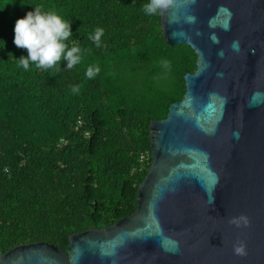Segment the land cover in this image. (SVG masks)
<instances>
[{
  "label": "trees",
  "instance_id": "trees-1",
  "mask_svg": "<svg viewBox=\"0 0 264 264\" xmlns=\"http://www.w3.org/2000/svg\"><path fill=\"white\" fill-rule=\"evenodd\" d=\"M147 2L0 0V255L35 241L68 250L71 234L136 211L152 163L150 122L183 97L197 58L166 42L161 16L142 11ZM37 5L72 23L70 46L90 49L72 69L18 66L27 51L13 43L15 22ZM96 28L100 48L88 39ZM89 66L100 68L94 79Z\"/></svg>",
  "mask_w": 264,
  "mask_h": 264
},
{
  "label": "water",
  "instance_id": "water-1",
  "mask_svg": "<svg viewBox=\"0 0 264 264\" xmlns=\"http://www.w3.org/2000/svg\"><path fill=\"white\" fill-rule=\"evenodd\" d=\"M161 29L197 58L183 97L150 122L136 211L0 264H264V0H175ZM241 215L248 226L230 222Z\"/></svg>",
  "mask_w": 264,
  "mask_h": 264
},
{
  "label": "clouds",
  "instance_id": "clouds-1",
  "mask_svg": "<svg viewBox=\"0 0 264 264\" xmlns=\"http://www.w3.org/2000/svg\"><path fill=\"white\" fill-rule=\"evenodd\" d=\"M175 0H148L142 5V11L148 16H162L166 14L173 6ZM72 23L64 19L55 11H43L42 5L35 6L34 11L19 18L15 22L13 43L19 49L27 51L26 56L16 58L14 53L9 52V57H15L18 66L24 70H29L30 64L37 69H54L59 72L62 61H67V69H72L82 60L84 51L76 43L69 45L70 38L73 37ZM104 30L96 28L94 33L88 35V39L92 40L97 48L102 46V36ZM5 47L6 42L4 41ZM164 67H168V63L164 62ZM100 72L99 66H89L86 70V76L94 79ZM80 86H72V92L78 93ZM231 223L237 227L248 226L250 221L247 216L241 215L233 218ZM236 255H247L246 245L238 243L234 245Z\"/></svg>",
  "mask_w": 264,
  "mask_h": 264
},
{
  "label": "built area",
  "instance_id": "built-area-1",
  "mask_svg": "<svg viewBox=\"0 0 264 264\" xmlns=\"http://www.w3.org/2000/svg\"><path fill=\"white\" fill-rule=\"evenodd\" d=\"M146 158H148V155H142V160H144V159H146Z\"/></svg>",
  "mask_w": 264,
  "mask_h": 264
}]
</instances>
